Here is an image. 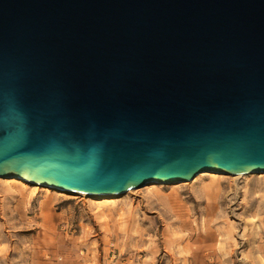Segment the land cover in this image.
<instances>
[{
	"label": "water",
	"instance_id": "water-1",
	"mask_svg": "<svg viewBox=\"0 0 264 264\" xmlns=\"http://www.w3.org/2000/svg\"><path fill=\"white\" fill-rule=\"evenodd\" d=\"M264 172V0H0V176L121 196Z\"/></svg>",
	"mask_w": 264,
	"mask_h": 264
},
{
	"label": "rangeland",
	"instance_id": "rangeland-1",
	"mask_svg": "<svg viewBox=\"0 0 264 264\" xmlns=\"http://www.w3.org/2000/svg\"><path fill=\"white\" fill-rule=\"evenodd\" d=\"M195 177L130 189L110 203L0 178V264H203V245L204 264H264V172ZM156 196L179 200V213L148 208Z\"/></svg>",
	"mask_w": 264,
	"mask_h": 264
},
{
	"label": "bare ground",
	"instance_id": "bare-ground-1",
	"mask_svg": "<svg viewBox=\"0 0 264 264\" xmlns=\"http://www.w3.org/2000/svg\"><path fill=\"white\" fill-rule=\"evenodd\" d=\"M213 172L214 171H202V172L198 173V175L195 177L194 181L195 180L200 181L202 178L205 177V175L213 174ZM0 178H2L3 180H7V183H9V185L15 184V185L20 186L22 189H27L30 187L33 190H36V189L40 188V186H42V185L54 188L53 186H50V185H44L41 183H34V182H30V181L25 180V179H19L17 177L8 178V177H1L0 176ZM153 183H155V182H150L149 184H153ZM55 189H58V188H55ZM59 190H62V189H59ZM62 191L75 193V191H70V190H62ZM88 195L97 197V198H99V200H101V202H105V203H110V202L114 201L115 197H117L116 195H110V196H99V195H93V194H88ZM167 201H168V198H161L160 196H156L154 198L151 197V199L149 200L150 206L148 205V208H150L154 205H158V206L162 205V209L167 215H169V216L177 215L179 213V210H177L176 207H177V205L180 204V201L175 198L173 200V204H171V205H167ZM199 224H200V226H202L206 229L208 228L206 219L199 221ZM179 225H181V224H179ZM197 225H198V222H197ZM206 231H208V230H206ZM205 242L207 243V241H205ZM177 248L182 249V251L180 253H184L183 249H185V247L177 246ZM186 249L188 250V252H187V255L185 256V258L188 259L190 262L192 252L191 251L189 252L188 247H186ZM207 249H208L207 245L201 246V254H200L201 257L200 258H201L203 264L207 261V257H208V252L206 251ZM175 251H176V247L169 250V252L172 253V255L175 254Z\"/></svg>",
	"mask_w": 264,
	"mask_h": 264
}]
</instances>
